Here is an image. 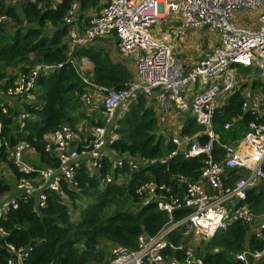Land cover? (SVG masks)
Masks as SVG:
<instances>
[{
  "label": "built area",
  "instance_id": "obj_1",
  "mask_svg": "<svg viewBox=\"0 0 264 264\" xmlns=\"http://www.w3.org/2000/svg\"><path fill=\"white\" fill-rule=\"evenodd\" d=\"M0 1L14 3L17 0ZM21 1H46L55 5L61 0ZM70 2L63 19L67 26L68 58L76 48L115 37L120 54L133 57L134 77L123 90H108L85 76L92 67L88 59L72 62L83 84L79 104L87 117L101 110L103 124L94 126L87 138L78 127L68 125L45 136L44 150L54 159L55 166H43L26 142L8 149L6 141L0 140V147L4 145L8 149L12 167L20 174L16 177L8 165L3 170L14 183L11 189L14 194L7 196L9 191L0 196V220L5 218L7 211L18 209L20 202L33 201V210L39 214L46 207L50 193L58 194L69 203L64 190L80 194L76 172L81 166L90 178L99 180L103 190L113 182L117 185L126 182L114 172L124 164L129 172H133L156 162L166 165L172 157L182 154L187 159L203 158L199 179L193 181L175 175L171 185L154 180L138 185L135 195L141 206L155 204L168 221L155 235H140L134 250L112 247L109 264H204L197 252L199 242L209 241L218 231L226 230L235 222L250 227V235L260 238L264 229V204L263 212L257 216L246 201L249 192L258 184H264V116H256L264 104H259V99L242 104L241 111L254 118L247 123V132L228 144L220 143L212 122L216 110L223 106L220 99L230 97L235 91L238 67L249 70L254 67L264 79V0H106L99 12L88 17L82 26L76 23L78 3L76 0ZM239 12H258L256 26L248 28L236 23L235 14ZM4 19V16L0 17V22ZM160 19L177 21L178 25L171 33L173 38H180L190 29L208 28L218 32V44L210 54L190 66L172 51L167 43L170 36L163 39L154 36V29L161 25ZM60 67L61 64H37L27 73H19L13 86L6 90V99L15 102L17 113L10 116L21 128L26 120H32L21 107L38 102L37 79ZM139 96L155 100L164 116L175 113L178 118H183L190 115L200 132L181 135L185 119L178 121L181 125L179 134H173L167 126L159 127L158 134L165 136L174 149L157 161L127 155L119 158L116 153L108 152L106 147L117 138L114 129L118 120ZM0 106L6 114L7 107ZM234 122H226L223 129L229 131ZM201 138L206 140L201 142ZM216 146L222 152L219 159L214 158ZM104 157L109 159L110 167L101 177ZM231 171L239 175L232 183L229 182ZM180 211L187 213L175 219L174 213ZM70 214L73 221L79 219V214ZM4 236L6 233L0 227V238ZM176 236L180 240L177 244L173 241ZM7 248L14 256L7 264H26L30 248L16 249L11 245ZM178 254L181 259L177 258ZM263 257L264 247L234 254V259L241 264H256Z\"/></svg>",
  "mask_w": 264,
  "mask_h": 264
},
{
  "label": "trees",
  "instance_id": "obj_2",
  "mask_svg": "<svg viewBox=\"0 0 264 264\" xmlns=\"http://www.w3.org/2000/svg\"><path fill=\"white\" fill-rule=\"evenodd\" d=\"M76 1L79 7L77 18L81 19L88 11L101 9L106 2ZM70 6V0H61L55 5L46 1H0V17H5L0 22V102H4L3 106L8 108L4 101L7 98L6 90L13 86L19 73H27L37 64H61L50 75L37 79L35 88L38 102L21 107L32 117V120L23 123L22 128L10 116H16V111L8 108L4 114L0 106V140L6 141L8 149L19 142H26L43 166H55L54 159L44 150L45 136L64 125L73 127L81 119H90L95 126L103 124V119L94 122L95 115L101 110L87 117L78 104L83 84L72 62L88 59L92 64V69L87 72L90 80L108 90H123L133 78L124 65L114 63L99 45L76 48L68 58L67 26L63 19ZM241 104V97L236 92L224 106L216 110L212 123L220 143L240 139L247 132V123L254 116L241 112ZM232 120H235L232 128L224 130L223 125ZM200 130L190 116L184 122L181 135L191 136ZM114 132L117 138L111 141L106 150L116 153L119 158L127 155L157 161L174 149L170 142L158 134L155 113L143 96H139L129 106L118 120ZM200 140L204 142L206 139ZM1 146L0 163L8 165L12 173L20 177L12 167L8 149ZM221 154V149L216 146L214 158L219 159ZM202 160V157L187 159L177 154L166 165L156 162L133 172H129L127 164H124L114 172L125 178L126 182L122 185L113 182L103 190L100 189L99 180L90 178L81 166L76 172L80 194L64 190L69 203H65L58 194L50 193L47 194L46 207L39 214L33 210V201L20 202L18 209L6 212L5 218L0 220V227L6 233L0 238V264H7L8 259L14 258L8 245L16 249L30 248L26 264H109L112 257L108 245L134 250L140 235L153 236L168 221L155 204L141 206L135 195L136 187L149 180L171 185L174 184L172 176L175 175L197 181ZM103 162L101 177L109 172L110 167L108 158L104 157ZM229 174L230 183L239 177L236 171ZM9 191V186L0 181V196ZM82 203L85 205L82 206ZM246 203L255 215L263 212V196L258 192H249ZM70 212L79 214V219L73 221ZM186 213L175 212L174 218H181ZM260 235V238L251 236L248 226L235 222L226 230L218 231L209 241H200L197 252L204 264H241L234 259V254L246 249H262L264 229ZM173 241L179 243V236ZM177 258L181 259V254ZM258 263L264 264V257Z\"/></svg>",
  "mask_w": 264,
  "mask_h": 264
},
{
  "label": "rangeland",
  "instance_id": "obj_3",
  "mask_svg": "<svg viewBox=\"0 0 264 264\" xmlns=\"http://www.w3.org/2000/svg\"><path fill=\"white\" fill-rule=\"evenodd\" d=\"M235 17L237 19L236 23H239L240 25L246 26L248 28H254L257 24L258 12H250V13L239 12L235 14ZM160 23L161 25L158 26V28H155L153 31L155 37L157 39H163L166 36H170V38L167 39L168 40L167 43L169 44L170 48L173 47L172 51L175 53V55L178 58L186 60L190 66L191 65L193 66L196 62L204 58L207 54H210V52L213 51L218 44L219 35L216 30H212L208 28L190 29L187 30L180 38H173L171 33L174 30V28H176V25H178L177 21H168L165 19H160ZM94 44L103 47L108 57L114 63L122 64L125 67L129 68L128 70H132L133 72L135 71L133 57L132 58L124 57L120 54L117 46V40L115 37H110L104 40H97ZM240 68L242 67H238L237 70L238 73L237 82H236L237 84L235 91L232 94L238 92L241 97L242 104L244 102H249L253 99H259V104L261 103L264 104V79L260 77L259 73L254 67L251 68L250 70L240 69ZM85 76L90 79V75L88 73ZM35 91L37 93V88H35ZM80 97H78V100H80ZM228 98L229 96L221 98L220 103L225 105L227 103ZM4 101L5 104L8 106V108H10L11 110H15V106H14L15 102H13L12 99H5ZM0 104H4V102L2 103L0 102ZM256 116L257 118H262L264 116V107L259 108V112ZM102 117H103V112L100 111L99 113H97V115H95L94 122H96V120L98 119H103ZM178 117H175L176 119L175 121L177 122L178 126H181L180 124H178V121H180V119L187 120V118L188 119L190 118L188 114L184 115L183 118H178ZM90 121H91L90 119L87 120L81 119L77 123H75L73 127H78L82 135L87 138L88 136H90L92 128L95 126V124L91 123ZM163 123L161 124V126H165L163 125ZM223 144H228V143H223ZM5 167L6 164L4 165V163H0V178L2 179V182L4 184H7L10 188V192L8 193L7 196H13L14 192L11 190V184H10L12 181L10 180V178H8L7 174L4 173L3 170L6 169ZM86 200L88 202L91 201L89 199ZM81 205L84 206L85 203H82ZM250 231L251 229L249 227V233ZM108 246L110 247V249L112 248V246L110 245ZM256 264L259 263L257 262Z\"/></svg>",
  "mask_w": 264,
  "mask_h": 264
},
{
  "label": "crops",
  "instance_id": "obj_4",
  "mask_svg": "<svg viewBox=\"0 0 264 264\" xmlns=\"http://www.w3.org/2000/svg\"><path fill=\"white\" fill-rule=\"evenodd\" d=\"M100 10V9H99ZM99 10H90V11H88L87 13H86V16L84 17V18H77L76 19V23H77V25L78 26H82V25H84L85 23H86V21H87V18L88 17H91V16H93V15H95V14H97L98 12H99ZM78 16V15H77ZM154 34V33H153ZM155 36V35H154ZM94 45H96V44H94ZM173 48V47H172ZM171 48V49H172ZM127 68V67H126ZM92 69V67L91 68H89L88 69V71L89 70H91ZM127 69H129V68H127ZM129 72L132 74V76H133V74H134V72L132 71V70H129ZM147 100H149V99H147ZM147 105L148 106H150L151 108H152V110L154 111V113H155V118H156V121H157V125H158V128L159 127H161V124L163 123V125H165V126H167V128L171 131V130H173L172 132H173V134H175V133H177V134H179L180 133V126H177V122H174V120H175V117H177V114H166V116H164L161 112H160V110H159V108H158V106H157V103L155 102V100H153V99H151V100H149V101H147ZM224 106V105H223ZM167 120V121H166ZM235 123V122H234ZM170 128H172V129H170ZM111 135H114V133L113 134H108V136L109 137H111ZM163 138L165 139V136H163ZM166 140V139H165ZM232 142V141H231ZM11 184V189L12 188H14V183L13 182H11L10 183Z\"/></svg>",
  "mask_w": 264,
  "mask_h": 264
},
{
  "label": "water",
  "instance_id": "obj_5",
  "mask_svg": "<svg viewBox=\"0 0 264 264\" xmlns=\"http://www.w3.org/2000/svg\"><path fill=\"white\" fill-rule=\"evenodd\" d=\"M254 190H255L256 192H258L259 194H262V195H263V200H264V184H263V183L258 184V185L254 188Z\"/></svg>",
  "mask_w": 264,
  "mask_h": 264
}]
</instances>
